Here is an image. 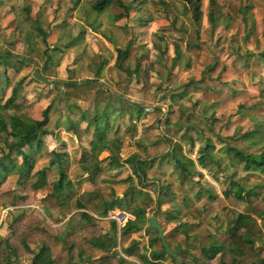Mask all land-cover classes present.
<instances>
[{
    "label": "rangeland",
    "instance_id": "rangeland-1",
    "mask_svg": "<svg viewBox=\"0 0 264 264\" xmlns=\"http://www.w3.org/2000/svg\"><path fill=\"white\" fill-rule=\"evenodd\" d=\"M90 1L79 0L73 6L71 0H0V54L8 53L10 60L6 67L0 65V79L5 71L10 80L3 88L4 95H8L13 84L20 82V100L27 117L39 119L42 110L49 106L47 129L51 134L43 139L36 166L46 165L45 153L49 150L63 151L67 154L66 175L71 183V190L65 197L57 199L50 195L56 180L53 171L47 170V186L38 191L17 185L15 177L11 176L8 188L23 197L14 206L0 205V240L12 237L9 224L13 216L21 214L40 220L38 226L47 233L63 235V241H56L52 246V257L70 244L74 234L79 238L86 232L104 233L109 229L110 220H114L119 229L133 219L130 214L113 209L106 217H99L93 208L98 205V197L109 199L111 193L118 197L123 194L128 184L120 180L131 176L135 184L132 169L123 160L137 155L141 160L153 159L152 167L146 171L147 182L170 184L174 199H164L156 211L155 187L143 189L150 196L149 200L142 198L147 205L142 199L135 201L144 207L142 229L129 233L125 240L118 230L116 233L118 256L127 264H141L140 255H148L151 249L159 250L161 242L152 247L147 245L154 235V230L148 226L151 216L161 225L168 249L176 254V258L166 256L162 264H181L182 260L189 264L188 255L183 253L185 246L190 254L199 256L196 246L206 244L210 235L222 242L227 236L224 228L234 213H250L263 234L254 246H264V215L254 214L249 203L224 199L221 194L227 182L228 171L223 169L227 162L219 149L221 141L205 124L210 113L217 118L227 116L229 125L219 130V136L226 138L235 132L250 131L253 140L260 137L258 147L264 148V61L258 57L263 47L264 0H215L217 19L212 24L206 18L207 0H201V17L197 24H192L184 13L181 0H159L167 4V12L160 4L154 5L158 0H145L142 14L149 15L152 20L145 27L137 25L136 18L141 12L133 10L127 17L113 20L115 15L124 14L116 0H111L108 8L97 16L89 8ZM130 1L122 0L123 4ZM245 6L247 11L242 23L241 10ZM24 7L29 11L27 15L22 11ZM94 18L96 22L91 26ZM127 35L133 40L123 66L130 71L138 68L125 84L126 74L115 68L114 61L115 47L122 45ZM174 45L178 46L181 58L171 67ZM161 50L165 53L160 54ZM218 66L221 70L217 73L214 69ZM180 93L182 96L176 97ZM170 94L175 96L174 105H183L185 112L188 105L196 104V113L187 121L183 115L179 127L162 123L171 103ZM120 101L139 105L143 117L133 123L111 117L112 129L108 137L116 142L121 161L119 166L112 168L102 161V171L92 183L79 163L81 154L89 150V134L84 132L85 123L80 115L90 117L104 108L110 111ZM239 105H243L242 110H238ZM67 118L77 124L75 130L67 128ZM187 127L192 143L182 136ZM206 137L214 146L212 153L222 160L220 168L212 164L211 169L206 170L196 162L197 149ZM171 144L179 145L180 151L194 161L195 170L202 176H195L193 180L210 187L222 200L221 205L216 200L209 201L204 193L193 202L197 186L185 189L171 173L170 164L159 165V156ZM105 156L106 153H101L98 158ZM236 171L235 178H242L246 186L257 183L264 186V180L258 175L243 173L239 167ZM185 195L192 204L191 211L210 202L211 210L198 219L195 211L187 212L183 203ZM81 213L96 221L89 225ZM169 213L175 217L170 219ZM184 222L190 225L186 233L174 229ZM145 228L150 231L146 232ZM73 231L74 234L69 235ZM132 242L135 252L124 255L121 248ZM29 247L34 250V244L29 243ZM102 254L86 248L81 256L93 259ZM30 257L28 253L22 254L12 264H30ZM242 260L250 264L252 258L248 255Z\"/></svg>",
    "mask_w": 264,
    "mask_h": 264
},
{
    "label": "trees",
    "instance_id": "trees-1",
    "mask_svg": "<svg viewBox=\"0 0 264 264\" xmlns=\"http://www.w3.org/2000/svg\"><path fill=\"white\" fill-rule=\"evenodd\" d=\"M78 2L79 0H71L73 6H76ZM110 2L111 0H91L89 8L97 16L108 8ZM181 2L184 13L188 14L191 23H199L201 0H181ZM116 3L123 9L124 14L115 15L113 20L127 17L129 11L133 10L135 13L141 12V15L136 18L139 27H145L152 21L149 15L145 16L144 13L142 14V6L145 0H131L127 4H123L122 0H116ZM157 4H160L165 12L168 11L165 2L158 0L154 2L155 6ZM216 7L215 0H207L206 18L209 24H212L217 19ZM244 8L241 10L242 23L245 21L244 12L247 11V6ZM22 11L26 15L29 13L26 7L22 8ZM95 22L94 18L90 25H94ZM261 25L263 47L258 53V57L264 61V13L261 18ZM132 40V37L127 35L125 42L115 47L114 66L126 74L125 84L129 82L131 73H136L138 68L136 66L130 71L127 67L123 66L124 60L128 58ZM163 53H165V50L160 51V54ZM8 56V53L0 54V65L3 67L9 65L10 60ZM180 58L181 52L178 46L174 45V56L170 60V66L174 67ZM214 70L218 73L221 70V66H218ZM2 75L4 77L0 79V205L2 207L14 206L23 197L18 195L15 190L8 188L11 176L15 177L17 185L27 186L30 191H38L47 186V170L53 171L56 175V180L52 183L50 195L57 199H63L67 192L71 190V183L66 175V168L68 166L67 154L63 151L51 149L45 153L47 157L46 165L42 167L36 166V156L42 151L43 139L51 134L47 129L49 106L42 110L39 119L27 117L23 113L24 106L20 100V82L13 84L8 95L5 96L3 88L8 85L10 80L5 75V71ZM186 87V85L183 86L184 89ZM177 96H182V94L180 93ZM168 97L171 103L162 121L163 125L179 127L182 124L180 123V119L183 115H185L184 121H187L190 116L196 113L195 103L188 105L185 112L183 105H174L176 101L173 94H170ZM164 98L166 97L162 99ZM115 105L110 111L104 108L100 113L95 111L90 117H86L84 114L80 115V120L85 123L84 132L89 134V150L87 153L81 154L79 163L82 171L87 174V178L92 183L98 173L102 171L100 167L102 161L105 160L106 165L110 168L119 166L121 161L116 142L108 137L112 129L111 117L114 120L126 119L131 123L143 117L142 108L137 104L120 101ZM242 109L243 105H239L238 110ZM66 124L70 130H75L77 127V124L68 118ZM205 124L210 133L221 141L219 149L223 152L227 163L226 166L223 165L222 160L212 153L214 146L209 138L206 137L203 145L197 149V164L206 170H209L212 164L218 168H220V165H223V169L228 171L227 182L221 192L223 198H231L237 202L249 203L254 214L259 216L264 215V186L261 183L246 186L242 178H235L237 173L236 168L239 167L243 173L256 174L264 180V148L258 147L260 137L253 140L250 137V131L235 132L226 138L219 136V130L227 128L229 125L227 116L217 118L214 117L213 113H210L206 117ZM187 129L188 127L184 130L182 136L185 137L186 142L192 143L193 140L187 134ZM101 153H106V156L99 159L98 157ZM158 159L159 165L161 163L171 165V173L176 176L178 182L185 189L186 187L192 188L193 185L197 186V191L193 194V202L198 201L204 193L209 201L216 200L220 205L223 203L210 187L203 186L198 180H193L195 176L199 178L202 174L195 170L194 161L180 151L179 145H169V148ZM123 163L132 169L131 173L136 179L135 184H133L131 176L120 180L122 183L128 184L123 194L118 197L111 193L109 199L98 197V205L94 206L93 209L99 217H106L109 211L118 209L130 214L133 217L132 220H127L119 229H117L116 222L110 220L108 231L104 233L86 232L79 238L75 237L73 231L69 234H74L70 244L62 252L52 257L51 248L56 241H63V235L53 236L47 233L43 228L38 226L40 220L34 216L25 214L13 216L9 224L13 230L12 237L0 240V264H12L20 255L26 253L31 255L30 264H113L114 260L115 264H127L122 257L118 256L116 233L118 230L122 240H125V237L129 233L142 229L145 211L144 207L136 204L135 201L142 198L145 200L150 199L148 193L143 191V189L148 186L155 187L156 211H159V206L164 199L173 201L174 198L170 190V184L147 182L146 171L152 167L153 159L141 160L135 155L127 157L123 160ZM143 199L142 202L146 206L147 204ZM183 203L188 213L191 214L193 211L197 213L198 219L203 214L209 213L212 208L210 202L202 205L201 209L195 208V210L191 211L192 204L186 195L183 197ZM222 208L225 207L223 206ZM175 210L178 211L177 208ZM81 217L89 225H92L96 221V219L86 213H81ZM174 217L169 213L170 219ZM189 227L190 225L184 222L175 226L174 229H181L183 233H186ZM145 230L146 232L150 231L149 228H145ZM153 232L154 235L147 242L149 247L161 242L157 237L156 231L154 230ZM224 233L227 236L222 242H217L214 236L210 235L206 244L196 246L199 250V256L190 254L187 246H185L183 253L188 255L189 264H244L242 259L248 255L252 258L250 264H264V246H254V242L261 241L263 234L256 227L253 218L250 217V213L241 212L232 214L224 228ZM29 243L34 244V250L29 247ZM133 245L134 243L132 242L129 246L121 248V252L126 256L132 255L135 252ZM86 248L99 250L103 254L97 258L84 259L81 254ZM166 256L169 255L164 251L163 246L160 245L159 250L151 249L148 255H140L139 261L141 264H162ZM181 264L187 263L182 260Z\"/></svg>",
    "mask_w": 264,
    "mask_h": 264
},
{
    "label": "water",
    "instance_id": "water-1",
    "mask_svg": "<svg viewBox=\"0 0 264 264\" xmlns=\"http://www.w3.org/2000/svg\"><path fill=\"white\" fill-rule=\"evenodd\" d=\"M123 215H124V213L121 212V213H120V216H123ZM148 226H149V228L154 229V230L156 231V233H157V237H158L159 240L161 241V245L163 246L164 251H165L169 256H171V257H173V258H176V254H175V252H171V251L168 249L167 244L164 242V240H163V235H162V227H161V225L156 221V219H155L153 216H151V217L148 218Z\"/></svg>",
    "mask_w": 264,
    "mask_h": 264
}]
</instances>
